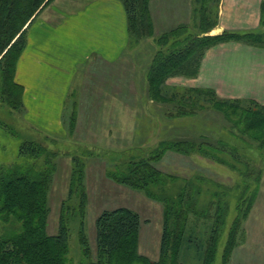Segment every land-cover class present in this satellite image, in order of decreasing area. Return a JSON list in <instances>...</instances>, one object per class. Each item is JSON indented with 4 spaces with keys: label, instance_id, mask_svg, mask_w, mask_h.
Wrapping results in <instances>:
<instances>
[{
    "label": "rangeland",
    "instance_id": "1",
    "mask_svg": "<svg viewBox=\"0 0 264 264\" xmlns=\"http://www.w3.org/2000/svg\"><path fill=\"white\" fill-rule=\"evenodd\" d=\"M78 1L82 0H57L64 3V8ZM154 1L159 2L157 6ZM197 6L193 0H152L149 8L152 36L138 43L128 37L122 75L119 77L118 72L116 77H104L107 89L103 94H98L95 87L72 91L65 105L64 115L69 117L64 122L67 124L65 133L60 131L47 136L42 130L34 131L24 123L22 107L10 106L0 95V169L15 164L35 165L37 169L44 166V156L38 160L22 157L20 150L26 142H36L59 154L56 159L58 171L49 198L48 234L51 236L58 232L61 206L68 197L74 157L85 164L87 244L86 247L82 245L80 217L71 218L66 248L68 264H97L96 221L104 211L117 208H128L142 218L136 256L148 258L153 263L160 260L163 205L149 199L144 192L133 191L111 181L106 174L112 169L126 168L130 160L145 158L163 140L208 143L226 161L220 163L199 154L186 157L170 152L157 165L161 171L180 179L174 186L167 187L168 192L179 191L185 180L194 181L200 189L196 208L201 214L198 218L190 215L181 253L178 247L173 248L174 253H180V263L202 264L203 253L212 239L218 242L216 264H221L223 254H227V264H264V147L243 125H234L243 109L261 108L264 104L248 97H234L213 88L199 87L201 82L195 80L198 75L194 78L181 74L170 77L163 89L169 95L168 99L153 101L146 94L148 66L159 50H167L170 46L167 42L169 37L165 35L179 26L188 25L189 32L204 36L192 27L193 9ZM207 6L210 14L209 17L206 13L207 25H211L218 18L219 5L210 2ZM171 38L172 43L175 38ZM229 42L249 44L232 40L216 46ZM137 64V73L132 79L130 68ZM87 73L91 75V70ZM132 82L138 88H132ZM197 91L207 92L208 95ZM174 92L179 93L178 98H169ZM185 93L192 99L183 98ZM214 106L234 108L236 114L228 119ZM190 108L195 112L194 116L170 117L181 109ZM73 113L75 121L72 123ZM72 124L74 128L71 132ZM245 188L247 191L242 195L247 199L243 206L245 216L237 222V201ZM216 203H224L229 209L225 217H219L221 210H217ZM14 221L0 218L1 237L19 234V223ZM186 239L191 242H186ZM86 249L89 254H86ZM121 258L120 261L123 260Z\"/></svg>",
    "mask_w": 264,
    "mask_h": 264
},
{
    "label": "trees",
    "instance_id": "2",
    "mask_svg": "<svg viewBox=\"0 0 264 264\" xmlns=\"http://www.w3.org/2000/svg\"><path fill=\"white\" fill-rule=\"evenodd\" d=\"M52 1L0 0V95L12 107H23V91L14 82V75L18 60L27 44V27ZM121 1L127 13L130 37L135 43L151 37L153 25L149 8L152 0ZM220 1L193 0L198 6L193 9L192 27L204 36L199 37L200 35L196 36L189 32L188 25L179 26L165 35L169 37L167 42L170 46L167 50H159L155 54L145 75L146 94L151 100L168 99L169 95L163 89L170 77L178 74L187 78L196 77L199 74L202 58L213 46L232 40H242L264 49V32L262 31L245 34L225 31L218 36L209 35L211 30L217 26L218 18H215L213 24L207 25L206 13L210 17L207 5L210 2L219 5ZM261 21L264 26V4ZM171 37L175 38L172 43L170 42ZM197 92L201 95H208L207 92ZM178 96L179 93L174 92L169 98L177 99ZM182 96L189 100L192 99V96L186 93ZM222 107L214 106L228 119L236 114L234 108L222 109ZM194 113L191 108L181 109L170 117L186 118L194 116ZM74 117L73 113L72 123L75 121ZM234 125H243L247 131L252 132L256 140L261 142V147H264V107L243 109L242 113H238V121L234 122ZM73 128L74 124L71 125V132ZM198 143L196 140L159 141L157 148L147 154V157L130 160L126 168L120 167L119 170L112 169L107 172L106 176L111 181L133 191L144 192L149 199L163 205V234L160 260L157 263L151 262L148 258L136 256L142 225L141 216L128 208L106 210L96 221L97 264H134L135 262L182 264L179 257L184 246L189 217L194 215L198 218L201 214L196 208L197 195L200 193L197 187L199 185H196L194 181L185 180V185L179 191L172 193L169 190L168 192L167 187L174 186L180 179L178 176L161 171L157 165L170 152L186 157L199 154L214 161L226 163L224 158L217 155L214 146L208 143ZM20 154L22 157L35 160L44 156L45 162L40 169L35 168V165L22 164L0 169V218H11L15 220V223H19L20 228L18 235L0 236V264H68L66 248L69 239L68 223L71 218L80 217L82 245L86 247L87 244L85 209H87L88 194L85 186V164L78 157H74L68 197L61 206L58 232L51 236L48 234L51 212L49 198L53 180L58 171L56 159L59 154L36 142L24 143ZM243 190L237 201V222L245 216L243 206L247 199L242 195H245L244 192L247 189ZM215 196L219 197L217 194ZM217 210H221L219 217H225L229 211L224 203L217 204ZM187 241L191 242L186 239ZM174 246L179 248L180 253L173 252ZM217 246V241H212V239L208 241L203 253L202 264H216ZM86 254H89L88 249H86ZM226 256L227 254H223L221 264H227ZM119 257L123 260L120 261Z\"/></svg>",
    "mask_w": 264,
    "mask_h": 264
},
{
    "label": "crops",
    "instance_id": "3",
    "mask_svg": "<svg viewBox=\"0 0 264 264\" xmlns=\"http://www.w3.org/2000/svg\"><path fill=\"white\" fill-rule=\"evenodd\" d=\"M78 2L64 8V3L56 0L38 13L27 27V44L14 75V82L23 91L24 123L47 136L66 132L64 122L69 117L64 115L65 105L74 89L95 87L101 95L107 89L103 78L116 77L118 72L121 77L123 72L130 38L123 2ZM263 2L221 0L218 24L209 35L264 31ZM137 68L138 64L130 68L132 79ZM195 80L201 82L199 87L264 104V49L238 42L216 46L207 51ZM131 86L138 88L133 82Z\"/></svg>",
    "mask_w": 264,
    "mask_h": 264
}]
</instances>
